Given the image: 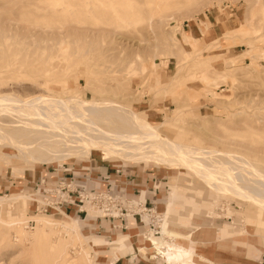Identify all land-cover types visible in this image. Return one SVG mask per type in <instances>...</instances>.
Listing matches in <instances>:
<instances>
[{"label": "rangeland", "instance_id": "1", "mask_svg": "<svg viewBox=\"0 0 264 264\" xmlns=\"http://www.w3.org/2000/svg\"><path fill=\"white\" fill-rule=\"evenodd\" d=\"M49 64L55 65L51 87L62 97L120 103L151 124L165 120L161 129L169 138L198 149L237 153L264 171V0H0V93L25 97L43 92L33 80L41 81L36 69ZM153 64L161 83L157 89ZM1 160L0 196L14 191L37 199L32 188L36 179L56 169L89 174L97 182L100 169L86 168L91 161L102 172L109 170L110 181L117 185L125 173L131 172V178L145 174L149 181L138 191L145 190L162 220L168 193L176 184L178 197L167 214L168 229L184 239L162 237L201 248L214 264H264V214L257 219L253 205L229 192L217 193L188 167L115 161L112 165L119 168H114L92 151L88 160L71 157L32 166L15 159L25 166L22 174L13 175L11 165ZM235 167L250 186L254 175ZM33 203L23 199L0 205L1 217L17 209L26 213L18 229L3 228L0 264H50L44 248L31 250V241L17 233L34 232L36 219L45 215L32 213ZM48 215L68 222L60 213ZM28 220L33 221L31 228L25 227ZM99 223H81L87 238L81 243L95 263L103 258L102 264H112L118 251L111 241L127 230L109 224L99 228ZM223 225L232 234L220 239L199 235ZM136 226L140 232L146 229L137 219ZM188 233L194 239L188 241ZM59 234L52 240L67 239L61 229ZM96 240L104 243L103 251L87 247V241ZM72 249L59 264H85L79 248ZM122 260L141 264L130 252Z\"/></svg>", "mask_w": 264, "mask_h": 264}, {"label": "bare ground", "instance_id": "2", "mask_svg": "<svg viewBox=\"0 0 264 264\" xmlns=\"http://www.w3.org/2000/svg\"><path fill=\"white\" fill-rule=\"evenodd\" d=\"M88 11H91L90 7ZM125 12L123 11V14ZM54 68V64H49L36 69V77H42V80L34 78L33 81L42 87L43 92L25 97L15 93H0V156L4 165H11L13 175L22 174L25 165L32 166L35 162L47 164L71 157L79 160L88 159L92 151L97 152L103 160L111 164L115 161L133 164L141 162L146 164L149 161L177 164L183 168L192 169L217 193L229 192L243 198L256 208L257 219H262L264 171L255 167L248 159L234 152L186 146L179 138H169L162 133L161 126L165 120L158 125L151 124L137 112L120 103L110 100L91 101L71 96L62 97L51 87L55 83V80L50 79ZM151 68L153 84L157 89L161 83L154 71V64ZM2 148H10L14 152L7 153L2 151ZM211 156L224 157L225 160L208 159ZM15 159L25 165L15 163ZM235 166H240V169L244 167L247 174L254 175L250 186L245 183L243 179L246 178L237 172ZM177 186L173 184L169 192L165 214L160 223V233L161 236L182 239V234L169 231L167 220V214L172 208L173 196L178 190ZM23 199L33 202L37 200L33 199L31 194L12 191L10 196H0V205L15 204L16 201ZM133 200V202L138 201ZM11 213L6 218L0 216V234L4 227L18 229L19 225L25 221L26 213L23 209H17ZM60 214L68 219L66 224L54 218L53 215H43L36 219L37 226L34 232L29 233L20 229L17 233L25 241H31V250L38 247L44 248L50 264H59L65 260L67 249L73 248V251L75 247H78L83 254L85 264H98L81 243L82 240L87 239L80 231L83 218L81 220L62 211ZM87 217L93 219L89 210ZM60 229L67 235V239L59 238L55 242L52 240V235L58 234L60 237ZM130 232L133 230L130 229ZM161 236L142 233V237L149 241L162 264L172 262L199 264L201 259L187 241H169L163 237V242L156 244V237L161 238ZM122 237L118 234V239L121 240ZM87 244V247L92 250L99 249L100 252L104 250L102 241H87ZM139 251L143 254L146 252L145 248H139ZM76 255L75 258L78 256ZM102 261L103 258H100L101 264Z\"/></svg>", "mask_w": 264, "mask_h": 264}, {"label": "built area", "instance_id": "3", "mask_svg": "<svg viewBox=\"0 0 264 264\" xmlns=\"http://www.w3.org/2000/svg\"><path fill=\"white\" fill-rule=\"evenodd\" d=\"M116 171L114 174H116ZM111 174L100 175L97 182L89 174L82 176L59 169L47 176L40 174L33 185L37 200L30 206L34 214L73 213L86 218L88 210L93 219L108 222L112 229L127 230L129 218L133 217L146 228L145 233L161 234V217L152 201H135L127 185L114 184ZM138 193V191H136ZM28 220L25 227L31 228Z\"/></svg>", "mask_w": 264, "mask_h": 264}, {"label": "crops", "instance_id": "4", "mask_svg": "<svg viewBox=\"0 0 264 264\" xmlns=\"http://www.w3.org/2000/svg\"><path fill=\"white\" fill-rule=\"evenodd\" d=\"M194 42H195V39H193V43ZM110 165H112V164H110ZM112 167L119 168L118 165H112ZM86 168H89V169L90 168L91 169L92 168H98V169H100L99 176L107 174L109 172V170H106V171L102 172V170L100 168V165L96 164L95 162H92V161L90 162V166L86 167ZM131 175H132L131 172H128V173H125V175L120 176V179H122L121 181L124 184L127 185V191L130 194H131V192L134 193L135 191H138L141 185H144L146 182L149 181V178L146 177L145 174L144 175L141 174L139 176V178H131ZM122 182H120V183H122ZM145 193H146L145 190L141 189L140 191H138V193H136L134 199L140 200V201L143 202L144 199H145ZM168 195H169V193H168ZM177 197H178V195L176 193L173 196V199H172V202H171L172 206H173L174 200ZM168 199H169V196H168ZM166 203H168V201ZM70 215L71 216L73 215V217L74 216L79 217L82 220V217H80V216H78L76 214L71 213ZM87 219H88V222L94 220V219H92L90 217H86V218H83L82 222H85ZM96 222H98V221H96ZM102 222H105V221H100L99 228H101L103 226L108 227L107 226L108 222H106V223H102ZM131 224L133 225L132 228H131ZM227 226L228 225H223L222 227H220L223 230L222 229L220 230V228H217V229H214V230H212L211 228H205V229H203V231H201V234H199V235H201V237H203L205 239H212V238L213 239H220L222 237H225L227 235L232 234L227 229L228 228ZM128 227L129 228H127L126 232L118 233V234H122L123 235L124 238L122 240L116 238L115 240L111 241L112 243H115V245L117 247V251H118V255H116V257L113 259L112 264H118V263L119 264H125V262H124L125 260H122V257L127 252L132 253L134 255L135 259H139L141 261V264H162L161 262H158V260H155V257L157 258V256L154 253L155 252L154 248L150 245L149 241H147L146 239H144L142 237V233L143 232L138 231L137 226H136V221H135L134 218H131V221L129 222ZM130 229H132L133 232H130ZM169 231H171L172 233H176V232H174L172 230H169ZM118 234L116 235L117 237H118ZM188 235H189L188 240L192 239V238L194 239V236H192L191 233H188ZM160 242H163V237L162 236H161V238L156 237V244H158ZM148 244H149V246H148ZM154 247L156 248V245H154ZM191 247H193V249L196 251V253L198 254L199 259L202 260L203 264H214V262L212 260V256L210 254H207L206 251L202 250L199 247L198 248H196L194 246H191ZM139 248H145V251H146L145 254H143L141 251H139ZM171 264H177V263L172 262Z\"/></svg>", "mask_w": 264, "mask_h": 264}]
</instances>
